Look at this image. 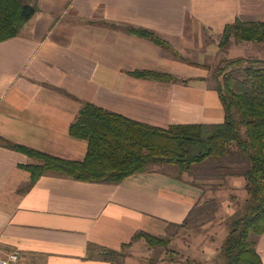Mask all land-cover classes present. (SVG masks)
I'll list each match as a JSON object with an SVG mask.
<instances>
[{"label":"crops","instance_id":"crops-1","mask_svg":"<svg viewBox=\"0 0 264 264\" xmlns=\"http://www.w3.org/2000/svg\"><path fill=\"white\" fill-rule=\"evenodd\" d=\"M39 2L22 32L0 42V137L73 160L88 151L70 132L84 102L160 127L223 122L210 40L237 21L264 23V0ZM146 70L176 79L131 74ZM30 162L0 143V256L18 252L19 264H112L101 248L120 250L140 231L165 236L202 197L159 169L119 184L45 174L29 187ZM257 249L264 263V233Z\"/></svg>","mask_w":264,"mask_h":264},{"label":"trees","instance_id":"trees-1","mask_svg":"<svg viewBox=\"0 0 264 264\" xmlns=\"http://www.w3.org/2000/svg\"><path fill=\"white\" fill-rule=\"evenodd\" d=\"M37 10L32 0H0V42L18 36ZM125 27L164 48L171 47L168 40L151 30ZM233 41L263 42L264 23L237 21L228 25L220 45L228 48ZM131 74L162 81L176 79L169 73L147 70ZM212 81L225 109V120L221 123L160 127L84 102L70 126L73 136L88 140L83 160L58 157L4 137H0V143L35 160L22 165L32 174L29 187L45 174L119 184L129 176L169 165L177 167L179 179L198 170L222 182L226 175H243L249 197L245 214L233 220L223 244L224 264H264L257 249V238L264 233V58L225 57L214 69ZM205 162L206 166L195 167ZM188 219L173 224L184 227ZM139 239L166 250L172 235L140 231L120 250L101 248L100 257L113 263L110 255L126 256L123 249Z\"/></svg>","mask_w":264,"mask_h":264},{"label":"rangeland","instance_id":"rangeland-1","mask_svg":"<svg viewBox=\"0 0 264 264\" xmlns=\"http://www.w3.org/2000/svg\"><path fill=\"white\" fill-rule=\"evenodd\" d=\"M32 1L39 7V0ZM212 38L210 42L214 44L210 49L215 50L212 56V74L225 57L264 58V41L233 42L234 44L224 48L219 45L223 37ZM207 162L195 167H204ZM202 169L205 172V168ZM159 170L173 176L172 178L179 173L174 165L159 167ZM202 175H204L202 170L184 174V180L191 183L196 181L194 185L197 190H202V197L186 217L189 218L186 226L178 228L173 223L167 225L165 236L172 235L168 249L164 250L160 246L151 247L145 239H139L131 247L123 249L126 256L110 255L112 264H224L222 247L230 232L231 223L245 214V204L249 197L247 180L243 175H226L225 181L222 182L221 179L208 178L205 176L207 174ZM178 180L174 179L175 182ZM260 238L261 236L257 238V243Z\"/></svg>","mask_w":264,"mask_h":264},{"label":"built area","instance_id":"built-area-1","mask_svg":"<svg viewBox=\"0 0 264 264\" xmlns=\"http://www.w3.org/2000/svg\"><path fill=\"white\" fill-rule=\"evenodd\" d=\"M19 258L20 255L18 252L11 253L6 258L0 256V264H16Z\"/></svg>","mask_w":264,"mask_h":264}]
</instances>
